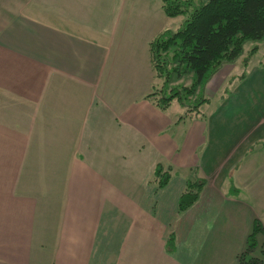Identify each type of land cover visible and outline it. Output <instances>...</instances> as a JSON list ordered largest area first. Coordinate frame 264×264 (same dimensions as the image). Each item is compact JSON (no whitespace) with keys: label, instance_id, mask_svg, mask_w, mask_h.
<instances>
[{"label":"crops","instance_id":"obj_1","mask_svg":"<svg viewBox=\"0 0 264 264\" xmlns=\"http://www.w3.org/2000/svg\"><path fill=\"white\" fill-rule=\"evenodd\" d=\"M18 1L0 0V264H233L248 205L213 195L214 218L200 235L190 219L169 254L168 222L146 212L152 185L135 191L159 161L223 185L264 139V70L185 125L145 98L150 25L135 0Z\"/></svg>","mask_w":264,"mask_h":264},{"label":"rangeland","instance_id":"obj_2","mask_svg":"<svg viewBox=\"0 0 264 264\" xmlns=\"http://www.w3.org/2000/svg\"><path fill=\"white\" fill-rule=\"evenodd\" d=\"M33 1L34 0H19L18 2L24 6L26 4L30 5V2ZM39 1L40 8H44V10L49 9L48 6L50 3L47 0ZM64 2V0H56V3L52 8L55 9L57 5L60 8H63ZM204 2V0H174L175 7L171 10V12H175L173 15H167L164 12L162 0H145L144 2L141 0H135V2H133L134 11L138 15V18L136 17L137 20L142 22V19L144 18L145 28L147 27V21L150 25V39L148 40L147 50L144 51L145 54H149L150 62L148 65L153 79V84L149 93H158L159 96L163 95V87L161 83L162 79L165 78L163 67L160 70L162 75L160 77L162 78L158 77L157 71L154 69L155 61L152 52L153 47L149 46V43L156 44L158 39H161L162 44L166 43L173 33L179 30L183 25L185 19L191 14L193 9ZM70 4L71 7L74 6L72 3ZM80 4L82 5L83 3ZM85 4L87 7V14H89L87 17L91 16L95 10L94 7L98 6V2L88 1ZM113 4H115V2ZM118 5V9L121 11L122 15L125 10L131 8L132 4L119 2ZM53 11L54 10L52 9V12ZM55 12L56 11L53 13L55 16L64 14V11L63 13L60 11L57 13ZM97 13L98 11L95 15ZM77 17L82 16L77 15ZM138 31L140 32V27L138 28ZM162 44H160L158 49L155 47L158 53V61L162 62L163 58L170 61L172 57L171 53H168L170 50L166 53L163 52ZM174 66L173 63H166V70ZM258 68L264 70V39L245 42L241 54L236 61L233 63L227 62L222 64V66L212 74L205 85L198 88L196 87L194 91L195 94L188 95L187 98L183 97L181 100H179L178 96L177 98L175 97L171 99V103L168 106H171L169 113L174 111V113L177 114L178 117H176V121L185 119V125L189 123V120L192 121V119L204 121L206 118L205 122L207 123L209 114L212 113L219 104L223 105L232 95L239 92L238 89L242 83H244L243 81L247 80L251 73L257 71ZM172 76L173 77L168 84V91H170V87L177 88V91H182V94L186 92L185 89L189 90L188 88L192 85L191 74H184V76L177 75L176 78L174 74H172ZM178 76L182 77L178 78ZM242 76L244 77L241 80ZM262 80H264V76L262 77ZM259 89L262 90L261 87ZM166 94H168V92H166ZM249 152L250 154L246 156L243 161L240 163L238 162L235 167L232 168L224 184L219 186L218 189L212 188L206 178L202 176L198 167L179 169L166 161L157 162L154 168L150 171L148 178L144 179L142 186L140 188L136 187V200L142 198V187L144 185H152L153 187L152 194H148L147 196L149 197L150 207L146 212L151 216H156L168 222L170 231L165 243V249L169 254L177 253L179 248L184 244V241H180L181 239L179 235L182 233L184 235L188 233V230L190 229V219H194L193 222L196 225L194 226V230L200 228L198 230L199 235L201 234L202 229L205 230L206 226L202 224L206 222V220L210 221L213 219L217 211V208L213 207L215 205H211L212 202H210L212 196L215 195L217 197L216 200L222 196L226 199L239 200L250 207L251 212L248 213V224L244 244L234 255L233 264H241L242 259L244 261L246 256H252L264 263V139L255 141L250 146ZM158 165L162 168V172L167 171V173L171 175L169 176L168 181L163 185H159L157 182L158 180H154V169ZM143 174V176H147V174L145 175V172ZM198 178L204 181L203 187L198 194V198L189 206L180 209L179 200L187 191L188 182H192L195 179L199 181ZM168 186L171 188L167 190L166 201L158 203V190L162 188L166 189ZM201 221H203V223H201ZM254 222H257L260 228L259 231L254 232L252 252L250 255H245L244 251L246 249L247 236L251 233Z\"/></svg>","mask_w":264,"mask_h":264},{"label":"trees","instance_id":"obj_3","mask_svg":"<svg viewBox=\"0 0 264 264\" xmlns=\"http://www.w3.org/2000/svg\"><path fill=\"white\" fill-rule=\"evenodd\" d=\"M205 2L195 7L191 14L185 19L183 25L177 30L171 38L162 44L161 39L155 43H149L152 46L154 54V69L158 77L161 75V68L165 73L162 79V93L146 94L156 107L161 110L168 108L171 99L179 97L187 98L188 95L195 94L196 87L205 85L208 79L224 63H233L240 56L243 45L247 41L264 39V0H204ZM163 10L167 15H173L171 12L175 7L174 0H162ZM162 44L163 52L171 53L170 61L163 58L158 61V49ZM166 63H173L175 66L166 70ZM175 75H192L191 87L185 89V93L177 91V88L170 87V79ZM182 76H178L181 78ZM244 76H242L241 80ZM162 78V77H160ZM168 92V94H166ZM188 93V94H187ZM182 117V116H181ZM180 117V118H181ZM162 165V163H161ZM167 171L162 172L158 165L154 169V180H158L159 185L165 184L169 179ZM188 182L187 191L179 200L180 209L192 204L201 191L204 181L200 178ZM259 224L254 222L251 233L247 236L246 249L244 254L250 255L254 244V232L259 231ZM241 264H264L257 258L246 256Z\"/></svg>","mask_w":264,"mask_h":264}]
</instances>
